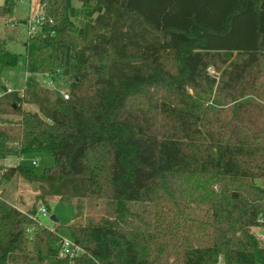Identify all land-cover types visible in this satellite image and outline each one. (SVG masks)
Here are the masks:
<instances>
[{"label": "trees", "instance_id": "1", "mask_svg": "<svg viewBox=\"0 0 264 264\" xmlns=\"http://www.w3.org/2000/svg\"><path fill=\"white\" fill-rule=\"evenodd\" d=\"M77 1L40 0L25 90L0 96V160L55 159L0 164V264H264V0ZM18 63L0 36V74ZM14 178L75 208L76 257Z\"/></svg>", "mask_w": 264, "mask_h": 264}, {"label": "rangeland", "instance_id": "2", "mask_svg": "<svg viewBox=\"0 0 264 264\" xmlns=\"http://www.w3.org/2000/svg\"><path fill=\"white\" fill-rule=\"evenodd\" d=\"M38 1V2H37ZM30 0H17L13 13L11 16H7L6 18L0 19V36L4 37L8 40V43L12 50L16 51L19 54V63L16 66L10 67L4 70L0 74V92H3V88L5 86L11 87L13 91H20L24 89L27 81V72H26V42L29 38V27L27 24V19L31 14V4ZM4 0H0V5H3ZM75 5H80L77 0H73ZM37 7L42 8L39 0H36V4L34 5V9ZM210 72L215 74L216 71L211 68ZM218 74V73H217ZM50 77L47 76H39L40 85L44 88H50L52 91H56L60 93V91L69 92V81L65 77L55 78L53 79L54 84H49ZM33 108V106H31ZM3 118H8L11 120H18L19 117L16 115H3ZM33 160H38L37 166H35L38 172H42L45 168L51 167L55 164V159L50 153H37V154H29L22 158L19 161L16 157H9L8 160L3 162V165L10 164H19L22 163L24 165H32ZM0 163V164H1ZM36 185L32 182H29L23 178H14L9 182H5L1 189L4 190L3 196L13 204H16L21 209L28 210L32 208L34 205H40L41 201H37ZM49 208V217H45L39 215L41 222L47 227L54 226L55 222L51 220L52 215H56L58 219V225L60 226V233L63 237L71 238L70 230L68 225L71 223L74 215L75 208L68 203H62L57 199L50 200ZM165 211L168 212L167 208L173 207L171 204H164ZM140 205H135V208H139ZM140 209V208H139ZM169 213H174V208ZM153 213L148 217L151 219V222L154 223L156 217H154ZM173 214L168 215L166 219L163 220L162 223H168V220H171ZM167 220V221H166ZM163 225V224H162ZM159 226V222L157 224ZM164 226V225H163ZM10 264H20V263H10Z\"/></svg>", "mask_w": 264, "mask_h": 264}, {"label": "built area", "instance_id": "3", "mask_svg": "<svg viewBox=\"0 0 264 264\" xmlns=\"http://www.w3.org/2000/svg\"><path fill=\"white\" fill-rule=\"evenodd\" d=\"M32 1L31 4V14L30 16L28 17L27 19V24H28V27H29V35H33L35 33H37L38 29H40L41 25L43 24L44 22V19H45V12H44V9H43V6L42 8H39L37 7V9H34V5L36 4V0H30ZM38 2V1H37ZM48 77V76H47ZM49 84L50 85H53L54 82H53V78H49ZM25 88L24 89H21L20 92H21V95L23 94ZM9 92H13V90L11 89V87H6L5 90H3V92H0V96H2L3 94H6V93H9ZM60 94L61 96H63L64 99H69V92H66V91H60ZM32 164L37 166L38 164V160H33L32 161ZM11 165V164H10ZM1 193V191H0ZM38 217L39 215H42V216H45V217H49V211L48 209L46 208V206L44 204H40L39 205V208H38ZM52 230H54V228L52 227ZM258 236L261 238V239H264V235L263 234H258ZM81 251V248L76 245V243L74 242V240L72 238H68V237H62V247H61V251H60V254L61 256L65 257V256H68L70 258H74L76 257L79 252Z\"/></svg>", "mask_w": 264, "mask_h": 264}, {"label": "water", "instance_id": "4", "mask_svg": "<svg viewBox=\"0 0 264 264\" xmlns=\"http://www.w3.org/2000/svg\"><path fill=\"white\" fill-rule=\"evenodd\" d=\"M50 218H51V220H53L54 222H57V221H58L56 215H52Z\"/></svg>", "mask_w": 264, "mask_h": 264}, {"label": "crops", "instance_id": "5", "mask_svg": "<svg viewBox=\"0 0 264 264\" xmlns=\"http://www.w3.org/2000/svg\"><path fill=\"white\" fill-rule=\"evenodd\" d=\"M6 87H7V86H6ZM6 160H8V159H6ZM6 160H0V163L3 162V163L5 164V161H6ZM19 160H20V159H19ZM20 161H21V160H20ZM3 163H1V164H3ZM11 165H15V164H11Z\"/></svg>", "mask_w": 264, "mask_h": 264}]
</instances>
